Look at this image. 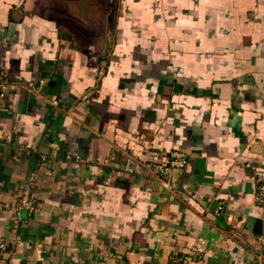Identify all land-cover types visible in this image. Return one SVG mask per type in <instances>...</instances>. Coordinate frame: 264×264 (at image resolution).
I'll return each mask as SVG.
<instances>
[{"label":"crops","instance_id":"1","mask_svg":"<svg viewBox=\"0 0 264 264\" xmlns=\"http://www.w3.org/2000/svg\"><path fill=\"white\" fill-rule=\"evenodd\" d=\"M0 69V264H264V0H0Z\"/></svg>","mask_w":264,"mask_h":264},{"label":"built area","instance_id":"2","mask_svg":"<svg viewBox=\"0 0 264 264\" xmlns=\"http://www.w3.org/2000/svg\"><path fill=\"white\" fill-rule=\"evenodd\" d=\"M10 80L9 73L4 69H0V99H2L5 95L4 88L7 82ZM46 156L42 155V160H46ZM187 163L186 154L182 151L175 150L169 156L159 153L156 154L153 158L152 165L159 173V176L164 177L167 171L171 166H183ZM258 192L259 198L264 196V169L258 171ZM37 178L31 177L29 181L23 183V185L19 186L17 191L19 194L17 201V209L20 211L23 208H28L31 210L36 209L37 199L35 194L33 193L34 187L37 185ZM166 186H168L166 184ZM3 206L0 200V208ZM8 241L0 236V252L7 250ZM255 251L259 254L261 259H264V249L261 246H255Z\"/></svg>","mask_w":264,"mask_h":264}]
</instances>
